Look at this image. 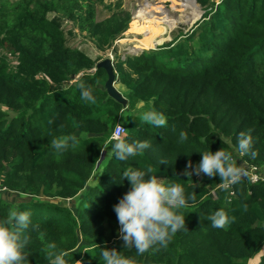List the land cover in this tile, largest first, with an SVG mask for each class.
<instances>
[{
	"label": "trees",
	"instance_id": "16d2710c",
	"mask_svg": "<svg viewBox=\"0 0 264 264\" xmlns=\"http://www.w3.org/2000/svg\"><path fill=\"white\" fill-rule=\"evenodd\" d=\"M104 2L0 0V183L28 198L13 203L0 196V220L10 210L31 211L37 227L21 233L29 240L28 264H48L50 242L67 264H102L105 247L133 264H264V179L242 176L222 189L218 175H183L189 160L193 166L200 161L198 152L222 148L238 166H255L264 177V0H197L205 13L180 40L114 61L128 100L166 117L165 126L154 127L138 110L130 113L123 137L150 147L126 161L100 147L128 105L99 87L105 70L92 72L97 62L69 47L62 28L71 21L111 46L129 28L131 14L119 10L98 22L96 5ZM80 83L93 89L95 103L80 98ZM76 131L86 134L75 136L76 146L50 148L52 138ZM240 132L251 136L255 158L235 151ZM148 165L195 200L180 210L186 229L138 254L124 248L113 205L129 188L126 179L117 183L121 171ZM81 196L77 210L54 202ZM218 208L234 218L224 229L206 218Z\"/></svg>",
	"mask_w": 264,
	"mask_h": 264
},
{
	"label": "clouds",
	"instance_id": "9594fccd",
	"mask_svg": "<svg viewBox=\"0 0 264 264\" xmlns=\"http://www.w3.org/2000/svg\"><path fill=\"white\" fill-rule=\"evenodd\" d=\"M78 88L82 100L95 103L93 89L90 86L80 83ZM121 116L126 120L127 116L123 114ZM140 118L154 127L166 125L164 114L152 108L145 110ZM122 129L124 128L119 123L115 124L108 141L104 143L103 148L100 147L101 151L108 149V153L119 161L142 156L144 150L150 147L149 141L130 142L120 134ZM185 139L186 134L181 131L179 140ZM78 143L74 135H61L52 138L49 146L53 150L60 151L69 146L74 147ZM109 145L111 148L108 147ZM251 148V136L240 132L236 138L235 151L240 155H250L255 158L256 152ZM198 153L201 156L200 161L193 166L189 160L183 169V175L188 177L201 173L208 177L218 175L222 189H228L230 185L238 183L241 177L246 175L233 156L222 148L215 152L208 148L207 151ZM118 179L121 181H116L119 184H123L125 179L129 184L128 190L113 205L119 224L118 235L123 241L124 248H135L136 253L143 254L155 245L165 246L172 234L186 229L185 216L180 214V210L194 201L195 195L189 193L186 196L184 187L180 183L162 180L156 175L152 165L143 169L125 167ZM31 216V211L27 209L10 210L8 218L0 220V264H28L26 246L29 240L26 235L21 238V233L30 225L34 230L37 227L32 224ZM206 218L211 227L218 229H224L234 219L223 208L216 209ZM44 251L48 264H67L63 251H58L54 242L47 243ZM99 256L102 258V264H133L130 257L123 255L115 248H100Z\"/></svg>",
	"mask_w": 264,
	"mask_h": 264
},
{
	"label": "rangeland",
	"instance_id": "374dc122",
	"mask_svg": "<svg viewBox=\"0 0 264 264\" xmlns=\"http://www.w3.org/2000/svg\"><path fill=\"white\" fill-rule=\"evenodd\" d=\"M12 1L14 2L17 0ZM146 1H152L153 7L142 17L136 18L142 4H145ZM186 1L187 0H105L104 3L97 4L96 18L98 22L110 18L114 12L119 10H124L131 14L129 28L111 46L100 44L97 39L93 38L87 32H81L71 21H64L62 28L64 29L67 45L73 49L82 51L97 63L107 58L114 61L119 57L125 59L126 56L136 55L141 52V50L156 49L159 46L162 47L171 44L172 42L180 40L182 35H186L205 13L199 3L196 2V6L198 7L196 11L194 7L189 3L188 5ZM176 2H182L183 9L177 8ZM195 13L197 16H195ZM189 17L195 18L190 21ZM139 43H149L148 45L150 46L144 48V46H140ZM135 47L138 48V50L135 51L137 53L130 52V48ZM1 54L2 52L0 51V55ZM6 55L9 57L12 66L18 65L15 56ZM95 70L96 68H94L92 72ZM104 85L105 83H101L99 87L104 89ZM115 86L126 97L127 90L118 82V77ZM149 106L148 104L130 102L128 100V106L122 113L127 116V118L125 120V117L122 116L123 119H120L121 121H119V124L124 125L129 120V115L133 110H138L142 114L145 110L150 109ZM12 116L13 114L11 113L10 117ZM108 147L111 148V145ZM95 181V179L92 180V182ZM216 195L217 191L213 190L211 196L216 198ZM82 196L73 201L68 200L64 202L55 200L54 202L63 203L64 205L71 206L73 210H77ZM19 197L15 195L2 196L3 199L5 198L9 202L16 203L21 202L25 198L28 199L24 196ZM254 264L256 263L254 262Z\"/></svg>",
	"mask_w": 264,
	"mask_h": 264
},
{
	"label": "water",
	"instance_id": "95a60500",
	"mask_svg": "<svg viewBox=\"0 0 264 264\" xmlns=\"http://www.w3.org/2000/svg\"><path fill=\"white\" fill-rule=\"evenodd\" d=\"M197 2V0H195ZM198 3V2H197ZM142 51V50H141ZM103 69L107 74V80L104 85V89L108 93V95L122 104L123 106L128 105V99L124 96V94L115 86L117 80V74L114 67V62L112 59L107 58L96 64V70ZM105 157V152H103L101 160ZM100 160V161H101Z\"/></svg>",
	"mask_w": 264,
	"mask_h": 264
},
{
	"label": "built area",
	"instance_id": "2783aa9c",
	"mask_svg": "<svg viewBox=\"0 0 264 264\" xmlns=\"http://www.w3.org/2000/svg\"><path fill=\"white\" fill-rule=\"evenodd\" d=\"M113 62H114V60H113ZM121 126L124 128L121 130V133H120L123 136V134H125V132H126V129L123 125H121ZM242 169H243L244 173H246V175H243V177L248 178L251 182H257L260 179H264V177L258 171V168H256L255 166H246V167L243 166ZM11 194H16V193H12V192L8 191V189L3 184L0 183V196L11 195Z\"/></svg>",
	"mask_w": 264,
	"mask_h": 264
},
{
	"label": "bare ground",
	"instance_id": "6f19581e",
	"mask_svg": "<svg viewBox=\"0 0 264 264\" xmlns=\"http://www.w3.org/2000/svg\"><path fill=\"white\" fill-rule=\"evenodd\" d=\"M177 4V8H180V9H183V4H182V2H176ZM186 3L188 4H191V6H193L194 7V9L197 11V9H198V7L196 6V2H195V0H187L186 1ZM188 4V5H189ZM153 7V2L152 1H146V3L145 4H142V6H141V9H140V11H139V13H138V15L136 16V18L137 17H142L144 14H146L147 12H148V10H150L151 8ZM175 9V8H174ZM149 14V13H148ZM196 14V13H195ZM194 15V14H193ZM192 15V16H193ZM195 16H197V14L195 15ZM193 18H195V17H193ZM193 18H190L189 17V20L191 21ZM186 20V19H185ZM194 21V20H193ZM191 23V22H190ZM135 31H137V30H135ZM134 31V32H135ZM146 34V33H145ZM148 34V33H147ZM140 44V46H144V48L146 47V46H150V45H148V44H146V43H139ZM138 50V48H130V52H135V51H137ZM135 53H137V52H135Z\"/></svg>",
	"mask_w": 264,
	"mask_h": 264
},
{
	"label": "crops",
	"instance_id": "0c3cea01",
	"mask_svg": "<svg viewBox=\"0 0 264 264\" xmlns=\"http://www.w3.org/2000/svg\"><path fill=\"white\" fill-rule=\"evenodd\" d=\"M121 119H123L122 117H121ZM121 121V120H120ZM86 134H84V133H82V132H80V131H76L75 133H74V136H76V137H80V136H82V137H84ZM11 195H15V196H22V195H19V193H16V194H11ZM6 196V195H5ZM25 197V196H24ZM20 198V197H19ZM5 199V198H4ZM13 203H15V202H13Z\"/></svg>",
	"mask_w": 264,
	"mask_h": 264
}]
</instances>
